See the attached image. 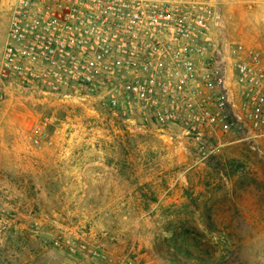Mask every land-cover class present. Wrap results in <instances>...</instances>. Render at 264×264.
I'll return each instance as SVG.
<instances>
[{
	"label": "rangeland",
	"instance_id": "374dc122",
	"mask_svg": "<svg viewBox=\"0 0 264 264\" xmlns=\"http://www.w3.org/2000/svg\"><path fill=\"white\" fill-rule=\"evenodd\" d=\"M4 92L0 264H264V128L194 139Z\"/></svg>",
	"mask_w": 264,
	"mask_h": 264
},
{
	"label": "built area",
	"instance_id": "2783aa9c",
	"mask_svg": "<svg viewBox=\"0 0 264 264\" xmlns=\"http://www.w3.org/2000/svg\"><path fill=\"white\" fill-rule=\"evenodd\" d=\"M2 1L0 86L17 98L86 103L194 139L264 128L263 53L224 35L215 0Z\"/></svg>",
	"mask_w": 264,
	"mask_h": 264
},
{
	"label": "crops",
	"instance_id": "0c3cea01",
	"mask_svg": "<svg viewBox=\"0 0 264 264\" xmlns=\"http://www.w3.org/2000/svg\"><path fill=\"white\" fill-rule=\"evenodd\" d=\"M223 14L224 35L232 41L249 48L260 47L264 56V0H215ZM4 3L8 13L7 4ZM247 8H253L248 11ZM9 14V13H8ZM9 18V17H8ZM9 30V28H8ZM8 30L1 45L0 66ZM258 49V48H255Z\"/></svg>",
	"mask_w": 264,
	"mask_h": 264
}]
</instances>
